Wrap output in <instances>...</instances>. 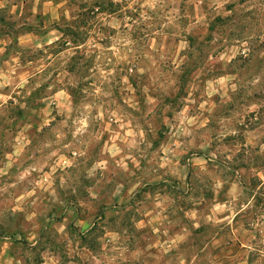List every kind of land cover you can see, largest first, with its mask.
<instances>
[{
    "label": "rangeland",
    "instance_id": "obj_1",
    "mask_svg": "<svg viewBox=\"0 0 264 264\" xmlns=\"http://www.w3.org/2000/svg\"><path fill=\"white\" fill-rule=\"evenodd\" d=\"M56 1L54 18L5 17L30 33L0 55L11 242L51 224L61 259L86 247L79 264H244L211 212L240 208L246 191L221 203L264 153V0ZM73 211L90 217L85 237Z\"/></svg>",
    "mask_w": 264,
    "mask_h": 264
},
{
    "label": "crops",
    "instance_id": "obj_2",
    "mask_svg": "<svg viewBox=\"0 0 264 264\" xmlns=\"http://www.w3.org/2000/svg\"><path fill=\"white\" fill-rule=\"evenodd\" d=\"M57 4L56 0H0V18L4 21V25L0 23V55H3L6 47L11 43L9 39L10 34L17 36L16 42L19 48L22 41H30V33L19 32L11 29V27L8 28L6 15L9 19H22L25 18L26 14L30 15L32 13L37 18L39 15L47 14L54 18L57 12ZM241 169H243L242 172L235 171L237 183L234 181L229 188L230 195H232L231 198H228L227 201H223L221 204L225 206L227 203H236L244 194V191H246V195L248 196L247 199L241 201L240 208L233 209L229 206L228 209L232 210L230 211V216H227V214L216 215L212 211L211 217L218 220H224L229 217V221L226 223L229 230L226 243L234 247L233 257L242 252L244 264H256V260L264 261V153L261 154L260 158L249 157L245 167L239 168V170ZM251 179L256 184L248 189L247 182ZM241 182H244V186H241ZM75 191V189L72 190L73 193ZM217 193L219 192L217 191ZM87 194H90L89 190H87ZM71 204H74V202H71ZM74 206L77 212L81 211L83 213L86 209L83 202H79ZM72 213L71 222H73L74 227L79 228L77 230L78 237H85L90 217L81 218L77 215L78 213L75 214L74 211ZM241 213H246L250 217L248 219L241 218L244 216ZM47 225L51 224L44 225L43 230L29 232L26 235V242L21 244L6 240L9 228L6 224H0V264H64L66 260V264H79V260L73 254L75 251L77 252L75 253L76 255L80 251H86V247L84 245L78 246L77 243V245L71 246V249H68L73 253L72 257H70L71 253L68 252L67 257L61 259L58 248L51 240L52 236L50 237L44 232ZM54 226L56 227V225ZM59 227V234L66 233V218L62 219ZM216 237V241L219 243L225 240L221 235L216 234ZM82 256L83 259L86 258L84 252H82ZM79 259L81 260L82 258L79 256Z\"/></svg>",
    "mask_w": 264,
    "mask_h": 264
},
{
    "label": "trees",
    "instance_id": "obj_3",
    "mask_svg": "<svg viewBox=\"0 0 264 264\" xmlns=\"http://www.w3.org/2000/svg\"><path fill=\"white\" fill-rule=\"evenodd\" d=\"M0 23L1 25H4V21L2 18H0ZM11 27L12 29V24H8V28ZM62 34H64L65 32L61 31ZM24 52L23 49L19 48L18 45H17V42L16 40L15 41H12L7 47H6V50L5 52L3 53L4 57L6 56H9V55H13V54H22ZM9 104H11V101H8ZM14 110H17V111H13L14 114H16V116H20L22 113H23V109L21 108H17L15 107Z\"/></svg>",
    "mask_w": 264,
    "mask_h": 264
},
{
    "label": "built area",
    "instance_id": "obj_4",
    "mask_svg": "<svg viewBox=\"0 0 264 264\" xmlns=\"http://www.w3.org/2000/svg\"><path fill=\"white\" fill-rule=\"evenodd\" d=\"M12 239H16L15 236H13V237L7 236L6 237V240H8V241H11Z\"/></svg>",
    "mask_w": 264,
    "mask_h": 264
}]
</instances>
